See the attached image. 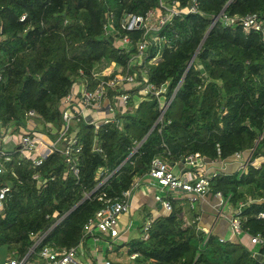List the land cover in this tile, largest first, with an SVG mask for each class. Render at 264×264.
I'll return each mask as SVG.
<instances>
[{
	"label": "trees",
	"instance_id": "1",
	"mask_svg": "<svg viewBox=\"0 0 264 264\" xmlns=\"http://www.w3.org/2000/svg\"><path fill=\"white\" fill-rule=\"evenodd\" d=\"M173 1L182 8L190 2L0 0L1 126L22 133L25 113L33 110L34 131L55 140L62 127L61 103L72 86L84 75L92 88L94 71L112 62L125 69L135 52L141 31L130 33L128 51L118 48L114 37L104 35L107 13L114 14L121 32L119 23L126 12L144 14L160 2L168 6ZM197 8L199 12L175 16L165 24L159 35L167 42L161 48L150 45L144 61L129 68L145 69L149 82L157 87L167 82L166 99L175 92L158 123L159 100L126 90L130 99L114 121L95 128L81 119L59 142L63 146L74 134L81 143L77 176L56 150L36 169L26 159L7 164L8 171L0 174V184L11 186L0 210V263L8 255L23 258L35 236L42 234L31 259L38 258L43 245H76L83 224L102 205L98 195H120L145 177L155 156L174 163L191 153L225 160L234 152L251 151L243 173L217 174L210 179V189L229 196L228 204L234 208L244 203L242 235L264 237V218L259 215L264 213V162L257 167L250 164L264 157V134L259 139L264 117V39L238 25L213 22L221 12L229 17L255 12L264 19V0H197ZM158 52L160 59L150 63ZM113 94L108 90L109 98ZM99 168L103 171L97 175ZM34 171L47 178L44 187L36 186ZM171 205L169 213L153 219L147 238L126 242L128 254L138 253L136 264H264V247L260 256L253 257L243 236L225 242L215 235L206 237L196 221L185 222L188 216L195 217L185 200L171 199Z\"/></svg>",
	"mask_w": 264,
	"mask_h": 264
},
{
	"label": "built area",
	"instance_id": "2",
	"mask_svg": "<svg viewBox=\"0 0 264 264\" xmlns=\"http://www.w3.org/2000/svg\"><path fill=\"white\" fill-rule=\"evenodd\" d=\"M199 12L197 8V0H190L188 6L179 7V5L173 1L171 5H165L160 2L159 7L149 10L144 14H136L126 12L120 19L119 27L121 32L117 29L114 24L115 16L112 12L107 13V20L103 25L104 35L114 37L118 48H124L129 50L127 46L131 44L130 33L134 31H141L140 38L135 42V52L130 56L128 64L125 69L110 63L97 71H94L91 76L95 81V85L92 88L87 87L86 80L82 78L84 82V89L77 95L71 90L67 94L61 103V120L62 127L58 132L55 140H52L49 146L45 147L44 151L38 150V145L41 143L40 134L34 131L35 122L33 120L36 117V113L33 110H29L25 113L27 122L25 129H22V133L19 138L18 146L14 149L6 150L0 145V174L8 171L7 164L15 160L18 164L22 160L30 161V167L36 169L42 164L43 159L54 150L59 151L63 154L65 162L68 165V170L71 171L75 176L79 174V167L76 159L82 148L81 143L74 134H70L66 143L59 147L58 144L62 138L67 134L72 123H78L81 119L87 120L92 123L95 128L100 124L111 122L115 120V116L119 113V110L115 106V100H119L120 104L124 107L127 105L130 94L126 90H135L140 96H155L160 102V114L156 120L158 123L164 111L170 103V98H165L164 95L167 91L168 83H163L157 87L153 83H150L146 75L145 69H137L130 71L129 68L141 64L146 57V51L150 45L162 47L167 40L159 35L160 29L167 23H169L173 17L179 16L185 13H196ZM24 19L22 15L20 20ZM220 20L223 25H238L244 31L253 30L261 34L264 39V19L261 18L255 12H249L242 16L229 17L221 12L214 21ZM1 29V23H0ZM160 59V52L152 57L149 62L156 63ZM82 74V72L80 71ZM2 80L0 74V82ZM127 86V87H126ZM108 90H113L114 94L109 98ZM104 104V105H103ZM104 106L106 111V117L102 121H92L85 117V111L87 109H98ZM169 120L167 121V123ZM263 130L259 136L262 138L264 134V117L262 119ZM3 127L0 124V132ZM8 129V128H7ZM138 146V145H137ZM136 148L133 149L135 151ZM96 151H100L96 148ZM248 155L247 158L243 155ZM251 151H237L234 152L229 158H234L239 161L238 172L241 174L245 171L246 165L249 163ZM204 159L209 162L218 160L219 158L208 159L199 153H191L187 155L183 162L186 165V170L182 174L176 175L170 165L163 157L155 156L150 162V167L145 175L155 182L154 184V200L161 206L166 213H169L172 209L171 199L172 193L176 191L185 192L190 194L189 201L193 204L198 198L204 196L210 191V179L218 173L212 172L207 174L206 171L198 170L203 163ZM228 159V158H227ZM256 159V158H255ZM253 160L250 164L257 167L255 164L256 160ZM259 165V164H258ZM102 168H99L97 175L101 174ZM12 175L13 171H10ZM110 176H104L96 188L100 187ZM32 179L38 188H42L46 185L47 178L42 177L38 171H34L31 175ZM139 180L135 181L128 188L121 191L120 195L115 197H108L104 192L98 195V200L102 202L101 207L95 211V213L89 217L83 224L82 233L80 239L76 245L70 246L69 248H58L53 245H43L38 251V258L43 260V264H79L76 260V255L84 245L87 237L92 238L94 242L98 241L101 236L107 237L108 249H112L111 240L115 239L120 234L119 229V217L120 215L127 213L130 208V199L133 192L139 187ZM11 190L10 184H0V210L3 208L4 201ZM215 197L218 199V205L224 208L228 205L229 196H224L221 192H214ZM244 203H238L234 211L230 213L228 217V224L230 233L232 236H240L243 234L240 223V212ZM264 218V213L259 214ZM153 217H148L144 220L141 226V237L147 238L148 230L152 224ZM198 229V228H197ZM199 230V229H198ZM204 235L207 237L210 233L205 232ZM44 234L35 236L36 240L34 245L29 249L27 254L17 259L15 257H7L2 261L1 264H26L29 261V256L34 252L35 245L42 239ZM249 239L250 245H257L260 248L264 247V237L259 234L246 235ZM220 242L230 241L218 237ZM260 250V249H259ZM251 256H260V252L257 250H251ZM138 253L133 252L129 254V259L136 264ZM90 262V261H89ZM102 264H120L113 262L109 259H104ZM141 264H152V261L141 263Z\"/></svg>",
	"mask_w": 264,
	"mask_h": 264
},
{
	"label": "crops",
	"instance_id": "3",
	"mask_svg": "<svg viewBox=\"0 0 264 264\" xmlns=\"http://www.w3.org/2000/svg\"><path fill=\"white\" fill-rule=\"evenodd\" d=\"M83 89L84 82L82 80L77 81L72 86V92L77 95H79ZM114 103L120 112L123 109V106L118 99L115 100ZM103 105L98 109H87L85 111V117L92 121H102L103 118L106 117V111ZM74 126L75 123H72L70 128H73ZM20 135V132L14 134L11 127L8 129L3 128L0 132V145L6 150L14 149L18 146ZM40 138L42 141L38 145V150L41 152L45 150L43 145L45 144L49 146L52 140L44 134H40ZM247 156L248 155L246 154L243 155L245 158H247ZM204 160L203 165L198 168V170L201 171L204 169L208 175L215 171L218 174H232L238 172L239 161L234 158H228L225 160L218 159L212 162H209L206 159ZM255 160L257 164H260L264 158L259 156ZM169 165L176 175L182 174V172L186 170V165L183 160L169 163ZM137 180H139L140 185L131 196L129 211L119 217L120 234L115 239L111 240L112 249H108V239L106 236H101L96 242H94L92 238L87 237L84 245L81 249L79 248L76 255V260L79 264H102L104 259H109L120 264L133 263L129 259L126 242L130 239L141 237L140 227L146 218H155L159 215L167 214L166 211L163 210L154 200L155 182L146 176L138 178ZM189 198L190 194L185 192L176 191L172 193V199L178 201L185 200L187 202L188 210H193L195 217L190 219L188 216L185 219L186 223L196 221L197 228L203 234L208 232L211 235L222 237L224 239L237 240L243 236L244 239L242 238V242H246V244L250 245L249 239L246 235L241 234L236 237L232 236L230 233L228 217L230 213L234 211V207L229 204L224 208L219 207L217 204L218 199L211 190L204 196L198 198L193 204L190 203ZM136 231H138V233ZM250 248L257 251L261 249L257 245H253ZM26 264H43V260L40 258H29V261Z\"/></svg>",
	"mask_w": 264,
	"mask_h": 264
},
{
	"label": "water",
	"instance_id": "4",
	"mask_svg": "<svg viewBox=\"0 0 264 264\" xmlns=\"http://www.w3.org/2000/svg\"><path fill=\"white\" fill-rule=\"evenodd\" d=\"M193 58H194V56H193L192 59L190 60V62H189V64H188L187 68H188V67L190 66V64L192 63ZM174 94H175V92H173V95H172V97L170 98V101L172 100ZM155 124H156V122H155ZM155 124H154V125H155Z\"/></svg>",
	"mask_w": 264,
	"mask_h": 264
},
{
	"label": "rangeland",
	"instance_id": "5",
	"mask_svg": "<svg viewBox=\"0 0 264 264\" xmlns=\"http://www.w3.org/2000/svg\"><path fill=\"white\" fill-rule=\"evenodd\" d=\"M262 157H263V156H262ZM263 158H264V157H263ZM262 162H264V160H262L261 163H262ZM255 164H256L257 166H259L256 162H255ZM136 232L138 233V231H136ZM252 246H253V245H249V248L252 247ZM8 256H9V255H8ZM8 256H7V257H8Z\"/></svg>",
	"mask_w": 264,
	"mask_h": 264
}]
</instances>
